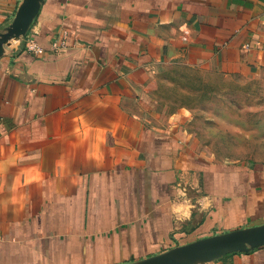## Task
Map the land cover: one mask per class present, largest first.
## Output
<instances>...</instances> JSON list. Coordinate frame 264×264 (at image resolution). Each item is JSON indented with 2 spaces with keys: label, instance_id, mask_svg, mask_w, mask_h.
<instances>
[{
  "label": "crops",
  "instance_id": "obj_1",
  "mask_svg": "<svg viewBox=\"0 0 264 264\" xmlns=\"http://www.w3.org/2000/svg\"><path fill=\"white\" fill-rule=\"evenodd\" d=\"M6 48L0 264H130L264 223V166L202 155L144 81L175 55L264 72V0H44ZM204 264H264V245Z\"/></svg>",
  "mask_w": 264,
  "mask_h": 264
},
{
  "label": "rangeland",
  "instance_id": "obj_2",
  "mask_svg": "<svg viewBox=\"0 0 264 264\" xmlns=\"http://www.w3.org/2000/svg\"><path fill=\"white\" fill-rule=\"evenodd\" d=\"M144 81L159 113L194 137L202 155L243 168L264 166L263 71L223 74L175 55L155 63Z\"/></svg>",
  "mask_w": 264,
  "mask_h": 264
},
{
  "label": "water",
  "instance_id": "obj_3",
  "mask_svg": "<svg viewBox=\"0 0 264 264\" xmlns=\"http://www.w3.org/2000/svg\"><path fill=\"white\" fill-rule=\"evenodd\" d=\"M44 0H22L11 22L0 31V57L12 41L23 39ZM264 245V223L215 234L178 245L130 264H204L234 252Z\"/></svg>",
  "mask_w": 264,
  "mask_h": 264
},
{
  "label": "built area",
  "instance_id": "obj_4",
  "mask_svg": "<svg viewBox=\"0 0 264 264\" xmlns=\"http://www.w3.org/2000/svg\"><path fill=\"white\" fill-rule=\"evenodd\" d=\"M50 47H51V49H57V48H59V44L55 40L51 43ZM25 48L28 52L33 53L35 55H39V54H42L44 52L43 49L41 47H39L37 45L36 41L31 37H27L25 39Z\"/></svg>",
  "mask_w": 264,
  "mask_h": 264
}]
</instances>
